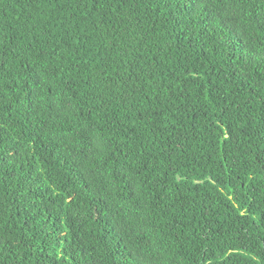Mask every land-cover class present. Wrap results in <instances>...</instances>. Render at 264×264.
Here are the masks:
<instances>
[{"label":"trees","instance_id":"trees-1","mask_svg":"<svg viewBox=\"0 0 264 264\" xmlns=\"http://www.w3.org/2000/svg\"><path fill=\"white\" fill-rule=\"evenodd\" d=\"M0 264H264V0H0Z\"/></svg>","mask_w":264,"mask_h":264}]
</instances>
